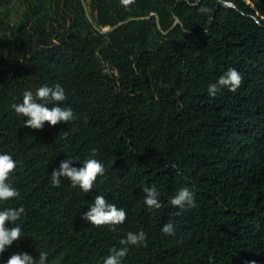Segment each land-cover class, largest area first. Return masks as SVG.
I'll list each match as a JSON object with an SVG mask.
<instances>
[{
  "label": "trees",
  "instance_id": "16d2710c",
  "mask_svg": "<svg viewBox=\"0 0 264 264\" xmlns=\"http://www.w3.org/2000/svg\"><path fill=\"white\" fill-rule=\"evenodd\" d=\"M17 1L14 22L0 15V151L19 161L10 206L26 214L0 264L18 250L102 264L140 229L146 245L122 264H264V0H201L208 13L192 0H134L130 10L121 0ZM229 67L240 86L209 97ZM55 83L73 119L24 125L10 105ZM92 148L106 171L90 192L50 184L61 160ZM152 185L160 209L143 202ZM184 186L195 205L179 209L168 201ZM96 194L125 209L122 224L82 219ZM169 221L171 235L160 230Z\"/></svg>",
  "mask_w": 264,
  "mask_h": 264
},
{
  "label": "clouds",
  "instance_id": "9594fccd",
  "mask_svg": "<svg viewBox=\"0 0 264 264\" xmlns=\"http://www.w3.org/2000/svg\"><path fill=\"white\" fill-rule=\"evenodd\" d=\"M134 0H121L125 9L130 10ZM192 6H199L200 13H208L207 5L201 0H192ZM242 81L241 73L234 67L223 71L214 82L207 85L206 92L209 97H215L218 92L227 89L235 92ZM67 100L64 87L60 83L52 85L42 84L33 90L24 89L18 102H13L10 107L16 116L22 119L23 124L33 129H41L44 123L56 125L58 122H68L73 119V109L64 103ZM96 148H92L90 154L81 158L69 156L59 162L58 167L50 172L49 181L53 187H59L62 180H67L70 186L78 188L83 193H88L95 187L98 176H103L105 164L96 158ZM78 162L79 166H77ZM19 161L8 151H0V257L5 251L24 236L22 218L25 208L23 205L10 206L20 197L19 189L13 186L10 176L18 168ZM145 195L143 202L149 210L160 209L162 204L160 192L155 185L146 186L143 189ZM172 206L179 209L195 205L194 192L189 186L180 187L168 201ZM82 219L94 226L108 225L115 227L122 224L127 216L123 207L110 203L104 195L96 194L94 200L88 205V209L82 214ZM165 234H174L175 228L171 221L162 225L160 229ZM147 234L143 229L127 231L119 239V246L113 245L109 254L103 259L102 264H122L123 259L129 252L130 246L140 247L146 245ZM38 257H33L25 250L13 251L3 264H49L47 250L38 252ZM255 264V261L249 262Z\"/></svg>",
  "mask_w": 264,
  "mask_h": 264
},
{
  "label": "rangeland",
  "instance_id": "374dc122",
  "mask_svg": "<svg viewBox=\"0 0 264 264\" xmlns=\"http://www.w3.org/2000/svg\"><path fill=\"white\" fill-rule=\"evenodd\" d=\"M18 11L19 3L17 0H0V15L7 13L11 21L14 22L18 18Z\"/></svg>",
  "mask_w": 264,
  "mask_h": 264
}]
</instances>
